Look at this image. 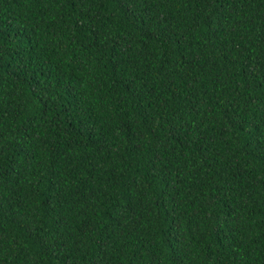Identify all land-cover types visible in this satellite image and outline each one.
<instances>
[{
  "label": "trees",
  "instance_id": "trees-1",
  "mask_svg": "<svg viewBox=\"0 0 264 264\" xmlns=\"http://www.w3.org/2000/svg\"><path fill=\"white\" fill-rule=\"evenodd\" d=\"M0 264H264V0H0Z\"/></svg>",
  "mask_w": 264,
  "mask_h": 264
}]
</instances>
